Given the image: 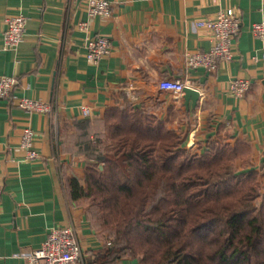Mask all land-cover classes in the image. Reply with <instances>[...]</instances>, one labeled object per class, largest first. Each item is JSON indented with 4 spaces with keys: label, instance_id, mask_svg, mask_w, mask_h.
Instances as JSON below:
<instances>
[{
    "label": "crops",
    "instance_id": "crops-1",
    "mask_svg": "<svg viewBox=\"0 0 264 264\" xmlns=\"http://www.w3.org/2000/svg\"><path fill=\"white\" fill-rule=\"evenodd\" d=\"M109 1L111 16L91 17L86 0H0V77L16 76L15 96L45 100L51 107L29 112L13 95L0 98V264H27L25 255L53 227H74L86 264H92L93 251L108 244L110 235L95 229L82 204L69 200L65 179L84 178L86 160L73 151L76 122L96 124L106 108L125 101L150 108L194 151L211 140L246 139L247 166L258 171L264 187V38L251 30L264 19V0ZM227 7L242 16L232 58L220 61L214 73L187 66V51H206L214 42L195 21ZM7 14L27 18L25 39L16 48H4ZM95 33L111 39L112 53L92 63L86 43ZM186 76L200 92L196 101L158 86L166 77ZM236 78L252 83L237 98L229 91ZM81 104L91 106L93 115H82ZM26 126L36 132L34 158L20 143ZM112 264L140 263L125 256Z\"/></svg>",
    "mask_w": 264,
    "mask_h": 264
},
{
    "label": "trees",
    "instance_id": "trees-1",
    "mask_svg": "<svg viewBox=\"0 0 264 264\" xmlns=\"http://www.w3.org/2000/svg\"><path fill=\"white\" fill-rule=\"evenodd\" d=\"M76 126L84 178L66 175V192L111 237L92 264L125 256L140 264H264V187L247 166L246 139L194 151L167 121L130 101Z\"/></svg>",
    "mask_w": 264,
    "mask_h": 264
},
{
    "label": "built area",
    "instance_id": "built-area-1",
    "mask_svg": "<svg viewBox=\"0 0 264 264\" xmlns=\"http://www.w3.org/2000/svg\"><path fill=\"white\" fill-rule=\"evenodd\" d=\"M88 15H100L109 17L113 12L109 0H86ZM5 28L2 31L4 37V48H16L25 39L27 18L24 14L5 15ZM242 16L235 8L227 7L218 10L215 16L202 17L195 21L197 27H204L211 32L214 39L209 50L187 51L185 61L189 67H205L207 71L214 73L222 60H229L234 53L235 40L241 32ZM251 30L255 36L264 38V19L252 23ZM86 56L92 63L97 62L112 52L111 39L104 34L95 33L87 40ZM18 84V78L14 75H3L0 77V98L13 95L18 98L17 105L29 112H49L50 104L45 100L31 97H17L14 89ZM229 91L234 97L243 96L251 87L249 80L236 78L229 83ZM158 86L164 90H170L177 94L184 93L186 87L196 88L192 79L188 76L183 78L166 77L159 81ZM82 115L92 116L91 106L81 104ZM36 137L35 130L26 126L21 135L22 146L27 148L29 158L38 155L33 148ZM111 242V237L108 244ZM27 264H86L83 247L80 246L73 226L53 227L47 238L26 255Z\"/></svg>",
    "mask_w": 264,
    "mask_h": 264
},
{
    "label": "water",
    "instance_id": "water-1",
    "mask_svg": "<svg viewBox=\"0 0 264 264\" xmlns=\"http://www.w3.org/2000/svg\"><path fill=\"white\" fill-rule=\"evenodd\" d=\"M184 96L186 99H192L193 101H196L199 99L200 92L196 88L186 87L184 90Z\"/></svg>",
    "mask_w": 264,
    "mask_h": 264
}]
</instances>
